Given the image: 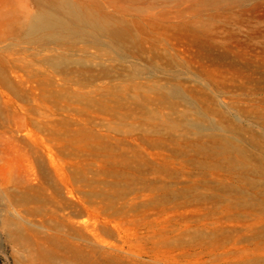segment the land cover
Masks as SVG:
<instances>
[{"label": "rangeland", "instance_id": "1", "mask_svg": "<svg viewBox=\"0 0 264 264\" xmlns=\"http://www.w3.org/2000/svg\"><path fill=\"white\" fill-rule=\"evenodd\" d=\"M74 1L0 0V264H264V0Z\"/></svg>", "mask_w": 264, "mask_h": 264}, {"label": "bare ground", "instance_id": "2", "mask_svg": "<svg viewBox=\"0 0 264 264\" xmlns=\"http://www.w3.org/2000/svg\"><path fill=\"white\" fill-rule=\"evenodd\" d=\"M40 10L27 27L30 38L61 40L93 32H110L111 22L87 11L74 0H43Z\"/></svg>", "mask_w": 264, "mask_h": 264}]
</instances>
